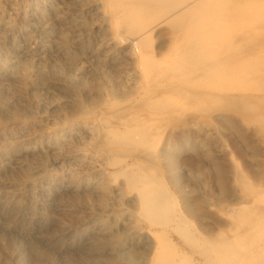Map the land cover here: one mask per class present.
I'll list each match as a JSON object with an SVG mask.
<instances>
[{
	"label": "rangeland",
	"instance_id": "rangeland-1",
	"mask_svg": "<svg viewBox=\"0 0 264 264\" xmlns=\"http://www.w3.org/2000/svg\"><path fill=\"white\" fill-rule=\"evenodd\" d=\"M101 7L0 0V264H148L152 241L134 218V196L110 183L116 169L94 150L105 102L129 107L139 80L131 46ZM197 116L189 129L165 130L167 147L184 134L189 141L170 189L201 201L203 226L231 238L225 214L244 201L238 178L261 185L264 139L233 117L230 129L217 115Z\"/></svg>",
	"mask_w": 264,
	"mask_h": 264
},
{
	"label": "bare ground",
	"instance_id": "bare-ground-1",
	"mask_svg": "<svg viewBox=\"0 0 264 264\" xmlns=\"http://www.w3.org/2000/svg\"><path fill=\"white\" fill-rule=\"evenodd\" d=\"M101 2L114 37L131 46L139 80L129 107L105 102L110 113L99 121L94 150L116 169L110 183L134 196V218L152 241L148 264H264V178L259 186L238 178L244 201L225 214L232 236L215 235L199 221L202 202L176 190V152L188 137L162 144L169 125L189 129L197 114L217 115L230 129L237 120L264 139V0Z\"/></svg>",
	"mask_w": 264,
	"mask_h": 264
}]
</instances>
